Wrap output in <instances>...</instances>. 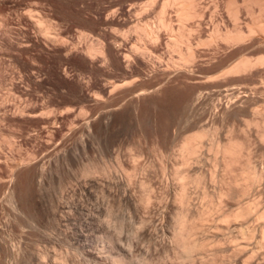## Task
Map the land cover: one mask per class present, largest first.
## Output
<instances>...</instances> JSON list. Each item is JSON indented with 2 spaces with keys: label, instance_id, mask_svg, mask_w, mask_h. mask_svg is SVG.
<instances>
[{
  "label": "rangeland",
  "instance_id": "obj_1",
  "mask_svg": "<svg viewBox=\"0 0 264 264\" xmlns=\"http://www.w3.org/2000/svg\"><path fill=\"white\" fill-rule=\"evenodd\" d=\"M154 1L155 3L148 7V10H142V3ZM165 1L170 0H69L70 8L73 7L71 8L73 11L81 10L83 14L82 19L70 18L66 24L64 23L65 26L63 24L61 27V31L64 29L66 40H69V48L74 52L69 54L71 56L68 57L66 64L61 66L62 70L69 71L71 82L79 80L87 83V79L89 81L96 79L103 84L107 77L115 78L119 82L134 80L135 69L129 68L127 71L117 69L108 61L105 64L103 58H98L99 60L96 59L93 63V59L86 54V48L91 44L99 48H105L106 44L108 48L110 43L111 46L114 43L120 46L118 41L122 40L129 42L131 40L133 43L130 42L131 47L137 43L138 36L141 35L138 28L148 24L149 27L151 26L150 29L156 30L157 34L160 33L158 36H161L159 42L157 41L158 44L151 38L143 37L145 38L142 42L145 43L143 46L148 47L155 55L163 57V62L160 61L162 59L154 58L153 61H149L155 66L146 61L141 70L146 71H143L144 75H148L145 76V83L148 86L160 82L164 85L165 82L164 88L159 93L149 94L143 98L142 115L139 117L132 106L118 109L113 116L111 129L108 131L103 129L100 133L101 142L94 143L95 141L91 140L86 149L82 145L83 125L89 115H95L101 107L71 96L68 90H63L62 93L57 91L54 82L48 80L49 68L43 62L39 50L27 53L9 50L5 41L17 42L15 38L22 39L19 29L24 26H20L12 9L19 7L20 9L17 10L20 12L23 6L0 11V19H2L0 21L2 71H0L5 78L3 80L2 76L0 77V264H115L114 258L117 252L112 248L111 237L117 235L118 232L115 231L117 229L114 228L120 223L124 224V233H119L121 236L118 234L121 241H117L116 246L124 247L125 249L122 248L124 254L130 251L126 255L131 253L132 264H140L139 261L144 259L146 263L181 264L173 252L172 256L166 252L169 255L167 258L165 251H162L161 244L165 238L170 240L169 235L162 236V233H158L154 239L148 237L129 239L134 228L142 227V221L147 214L144 212L137 214L134 210L130 212L125 205L126 210L123 205L116 203L117 198L125 194L124 189V191L120 189L111 192L100 186L102 183L95 177H92L93 181L90 177L85 178L83 171L90 164L101 166L106 164L112 169H118V159L133 166L145 164L151 169L150 173L156 176L154 177L157 178L158 187L161 193H164L167 185L165 181L167 183V179L170 178L172 182L174 177L167 174H171V171H168L167 175L162 171L164 160L161 159H166L167 154L164 152L168 148L173 149L175 152H171L174 154L178 151V146L173 144L174 148L171 141L168 142L170 140L168 138L175 136L186 138L200 131L202 127L211 132L210 142L213 140L211 134L216 135L217 140L214 141L220 139L225 141L226 137L231 138L232 134L233 138L244 140L243 138L249 136L245 137V135L251 130V137H254L251 149L257 153V156L254 154L252 157L255 156L253 157L256 161L255 165L259 163V168L264 170V143L260 142L258 137L264 129V63H259V67L255 66L257 59L264 57V35L259 32L251 33L249 27L255 21L264 20V0H195L198 16L187 21L183 28L177 8L169 7L165 19L172 24L175 34H178L182 28V32L193 45L195 56L188 64L181 63L179 53L176 52L181 49L187 53L186 45H182L179 50L170 48L171 33L160 24L159 14ZM234 11L237 12L236 15ZM11 15L16 18L12 19ZM6 18L11 20L8 21ZM4 21H8L10 25L8 26ZM156 27H159V30ZM236 30L244 31L246 34L244 41L231 42L224 38L225 34ZM30 32L33 36L37 35L36 30L32 29ZM75 46L77 49L78 46L81 47L79 51L86 47L85 52L82 50V53L78 52ZM119 46L115 50L118 51ZM74 55L78 57L75 58ZM89 58L90 63L87 61ZM241 58L252 60L254 69L240 75H232L228 70ZM171 59L178 60L180 64L172 66ZM56 64L59 65L60 60H55L52 65L54 69L58 67ZM169 64L172 67H169ZM163 73L165 76L168 75L165 77ZM83 78L86 82L82 81ZM42 79L44 82L41 81ZM12 83L18 86L15 90L10 88ZM21 100L24 104H20ZM24 101L28 106L39 104L41 108H47L46 104L49 103L50 110L57 119V123L50 126V131L45 130L44 124L39 122L42 119H24L15 114L16 103L27 106ZM95 119L98 123V116ZM246 120L251 122L253 120L254 126ZM256 123H259L260 129L255 127ZM195 124H198L197 127H194ZM248 125H252L254 129L249 127V132L244 134L246 129L248 131ZM241 126L247 128H243V131ZM165 146L169 147L165 148ZM202 150L207 159L203 156L205 159L199 166L209 170L210 165H213L211 160L215 162V154L213 151L207 152V147ZM174 158L176 159L174 156L172 160L170 159L172 163H175ZM220 165L217 167L219 178L223 174ZM39 170L43 171L44 176ZM119 172L118 175H121ZM115 175L118 176L117 173ZM139 177L141 179L144 175L141 171H136L134 180L135 178L139 180ZM172 183L171 185L176 187V182ZM212 186L211 183L208 184L210 191L215 187ZM193 187L191 201L193 206H198L202 203L200 202L202 195ZM129 188L126 187L127 190L131 189ZM136 190L140 191L137 188ZM263 190L264 183L259 188V192L262 191L264 196ZM14 193L15 195H12ZM9 194L14 197V201L10 199L13 197ZM263 196L260 198L263 199ZM167 198L161 201V207L169 200ZM163 208L153 215L158 225L164 222L163 212L166 208L165 210ZM110 210L112 213L109 212ZM208 234L211 233L208 232L206 235ZM202 261L197 264H201ZM204 262L202 264H208Z\"/></svg>",
  "mask_w": 264,
  "mask_h": 264
},
{
  "label": "bare ground",
  "instance_id": "obj_2",
  "mask_svg": "<svg viewBox=\"0 0 264 264\" xmlns=\"http://www.w3.org/2000/svg\"><path fill=\"white\" fill-rule=\"evenodd\" d=\"M154 3L155 1L150 2V3L147 2V4L142 3L143 4L142 10H145V9L148 10L149 9L148 7L152 6ZM21 5L23 6V8L21 7L23 10L19 12L18 10L20 8L18 6H21ZM70 5L71 4L69 0H19V1L18 0L17 1L16 0H0V11L4 12V11H7L11 7H14V8L18 7L19 8V9L17 8L18 10L12 9V11H15L14 13L17 17V21L19 22L20 26L24 25L22 26L23 28L19 29V34H20V37H22V39L15 38L16 40H18L17 42L13 40L5 41V45L8 46L9 50L11 49V50H16L18 52H25V53H27L28 51H32V50H39V53L42 56L43 62L49 68L47 71L48 80L49 82L50 81L54 82L57 91L62 93L63 90H68L71 96L81 101H84L86 103H95L101 107L100 111H99L100 108H98L99 113L97 111L98 114L95 112L97 115L96 114L89 115L90 117L87 118L86 123H84L83 125L82 145L86 149L87 147H89L88 145H89V142L91 143V140H94L95 141L94 143H96V141L101 142L102 136L100 137L101 135L100 133L102 132L103 129L107 131L111 129L110 127L113 126L112 125L113 116L118 109L132 106L134 109V112L139 117L142 115L143 109L141 107V102L143 98H145V96L149 94L159 93L164 88L163 86L165 85V82H164V85H163V82H160V83H157V84L154 83V85L148 86V84L145 83L146 81L145 79L148 75L147 76L144 75L143 73L144 70L143 71L141 70L143 64H146L145 63L146 61H149V60L153 61L154 58H156L157 60H160L163 58V57L161 58L155 55V53L151 51L150 49H148V47H144L145 43H142V42L145 40L146 37L151 38L152 40H155L157 42L159 40V37L161 36H158L160 33L158 32L159 34H157L156 30L153 31L152 29H150L151 26L149 27V24L143 27L140 25L141 27H139L138 29L141 35H139L140 37L137 35L138 36L137 43L131 46L132 48L130 47V42L132 43L130 39H129L130 42L127 40L118 41L120 46L119 45L116 46L115 45L116 43H114L113 46H116V47L119 46L118 51L115 50L116 47L111 46L112 45L111 43H110L111 45L110 44L108 45V48H106V45H107L106 43H105L106 45H104L105 48H99L98 46L93 45V44L89 45L87 48L85 47L86 52H87L86 54L88 57L93 59L92 60L93 63H95L94 61H96V59L99 60L98 58H103L104 61H106L105 64H107V61H108L117 69L126 70V71L129 68L133 70L135 69L136 76L133 77L134 80H131V81L124 80L125 82L124 81L119 82L115 78L107 77L104 80L103 84H100L99 83L100 81H97L96 79L95 80L90 79V81L89 79H87L88 81L87 83L79 82V80L78 82H73V80L71 82L70 81L71 76L68 75L69 71L62 70L61 66L63 64H66L68 57L71 56V55L69 56V54L73 51H71V48H69V45H68L69 40L68 41L66 40L67 37L65 36V33H63L64 29L63 31H61L62 29L61 27L64 23L66 24V22L69 21L70 18H74L76 20L82 19L81 15L83 16V14L81 13V10L73 11L71 9L73 7L70 8ZM75 5H76V2H75ZM169 7L177 8L178 18H179L180 23H182L181 27L183 28L184 24L187 21H189L192 18L194 19L198 16L196 1L195 0H170L167 2L165 1L162 4L161 12L159 14L161 26L166 28L171 33L170 34L171 42H170L169 47L170 48L173 47V50H175L174 48L179 50L182 45H186L185 47H187L186 49H188L187 53L186 52L184 53L183 50L181 49L179 50V52L176 50V52L179 53L178 55L179 61L181 63L184 62V64H188L190 60L193 59L195 56V53L193 52V48H192L193 45H191L190 40H188L189 38L186 37V34L182 32V28L179 27L181 29L180 30L181 32L178 31V34L176 33L177 34L176 35L174 33L175 30L173 29L172 24L169 23L165 19V15ZM70 9L72 11H70ZM77 9H79V7H77ZM142 10L141 12H143ZM234 12H233L234 15H236L237 12L236 11ZM11 13H9V16ZM12 15H11L12 19L16 18V17H12ZM1 20L2 19H0V21ZM8 21L6 22L4 21V22L9 26L10 23H8ZM263 21H260V20L259 22L255 21L254 23H252L251 26L249 25L251 33L259 32L262 35H264V22ZM156 28L157 30H159L158 29L159 27H156ZM32 29L37 31L36 36H33L31 34L30 30ZM183 30H185V28ZM142 33H143V36H142ZM245 36L246 34H244V31L236 30L233 33L229 32L225 34L224 38L231 42L232 41L238 42L241 40L244 41ZM120 42L121 43L123 42V43L121 44ZM83 46L81 45V47ZM75 48L77 49L76 46ZM80 48L78 46V49H77L78 52L80 53H82V51L85 52L84 50L85 48H83V50L81 49L82 51L81 50L79 51ZM90 58L88 60L86 59L89 63H90L89 61ZM57 59L60 60V64L59 65L56 64L58 65V67L56 66L57 68L54 69L52 65ZM100 61H102V59ZM160 61L163 62V59ZM160 61H159V64H160ZM179 61L175 59L173 60V62L171 63L169 62V63L172 64V66H177V64H180ZM256 62L257 63L255 64V66L257 65L259 67L260 66L258 65L259 63L260 64L264 63V57L261 56L260 58L257 59ZM148 63H147V66H148ZM152 64L154 65V63ZM172 66L170 65L169 67H172ZM255 66L253 65L252 60L250 61V59L241 58L239 59V62L234 64V66L231 67V69H229L228 71L232 73V75H236V74L240 75V73H245V72L252 70V68ZM42 68H41V72H42ZM87 68L88 67H86V69ZM95 69H97V67ZM1 71H0V77L2 76ZM164 73H163V76H165ZM38 76L40 77V75ZM90 77H94V76H90ZM4 79L5 78H3V80ZM43 79H45V77ZM43 79L41 81H43ZM84 80L85 79L83 78L82 81ZM30 81L33 82V80H30ZM35 82L34 84L37 83ZM84 82H86V80ZM13 83H16V82H13ZM13 83L11 84L12 87L10 88H13L15 90L16 87L18 86ZM37 85H39V83ZM13 96H14V93H13ZM29 101L30 99L28 100V102ZM21 103H23V101L20 102V104ZM17 104L19 103H16L15 105L17 106V108L15 107L16 112L14 110L15 114H17L18 116L24 119L25 118H28V119L31 118V119H36V120L42 119L43 121L39 120V122L41 121L44 124L43 127L45 126L44 129L47 131H50V126L52 127L53 124L57 123V119L54 118V114H53L54 112L50 110L49 103L46 104L48 105L47 108H44V107L41 108L38 106L39 104L38 105L31 104L28 106L27 102L25 104L27 106H23V105L21 106L20 104L19 105ZM96 116H98L99 118L98 123H96V119H95ZM248 122H251V120H249ZM254 122H257V121L254 120ZM247 123H246V126H247ZM251 123L253 125V120ZM197 125L198 124H195L194 127H197ZM252 125L250 126L248 125V131L246 129L247 127L241 126L242 130L243 128L246 129L244 134L249 132L250 128L252 129V127L254 126ZM258 125L259 123L258 124L256 123L255 127L256 128L259 127ZM200 129H201L200 131H197L187 136L186 138L183 135L182 136L184 138L176 137V136L168 138L170 139L168 140V142L171 141L172 145L174 144L178 146L177 148L178 151H176L177 153L174 154L172 153V152H175L173 151V149H169L168 148L169 146L167 147L165 146V148H168V149L167 150L164 149V151L166 150V152L164 153L167 154L165 155L166 159L164 158L161 159V160H164L163 165H162L163 166L162 171L165 174L168 171L172 172L171 174L169 173L167 174L174 177L172 179L173 181L176 182V187H173L174 185L173 186L171 185L173 181L171 182L169 178L167 179V183L165 181V184L167 185L165 186L164 193L163 192L161 193L160 188L158 187L157 178L155 179L156 176L154 175L155 176L154 177L153 173L152 174L150 173L151 169L146 167L145 164L140 165V166H136V165L133 166L129 164L128 162L127 163L122 162L119 159L117 162L118 169H114V168L112 169L111 166H108L106 164L105 165L103 164V166L97 165V164L96 165L90 164L83 171V176L85 178L90 177V179L92 177H95L96 180L102 183V185L100 186L109 189V191L111 192L112 190H115V191H118L120 189H122V191L125 190L126 191L125 194L124 193L122 194L123 197L120 195V197L117 198L116 203L123 205V207L125 205V207L128 210H130V212L131 210H134L137 214H140L143 212L147 214V217L144 218V220L142 221L141 228L133 227L134 229L132 230V237L130 236L129 239L133 238L134 240L136 238H141V237L143 238L148 237V238L154 239V237L157 236L158 233H162V236L169 235L170 240L168 241L165 238L168 242L165 241L164 239V242L161 244L163 248L162 251L164 250L165 253L166 252L168 254L170 253L171 254L170 256H172V252H173L176 255V257L181 261V264H197L201 260L208 262V264L209 263L216 264L218 262H220V264L222 263L223 264H264V202L262 201L264 200V196H263L262 191L259 192V188H261V184L264 183L263 182L264 181V170L259 168V163L258 165H255L256 161L253 160V157L255 156L252 157V155L254 154L257 156V153H255L251 149V144H252L251 142L254 141L252 140V138L254 137H251V130H250V133H247L245 135V137L247 135L249 136H247L246 138H243L244 140L240 138L238 139L237 137L233 138V134H232L231 138L229 137L227 139L226 137L225 141H221V139L218 141H214V139L217 140L216 135L214 136V134H211L213 140L211 139L212 141L210 142L209 136L211 132L210 131L208 132L207 130L202 129V127ZM262 130L260 134L259 132H257V134H259L258 137L260 138L259 139L260 142L264 143V129ZM165 139H166V136H165ZM206 140H208L207 141L208 143L206 142ZM100 142L98 143L100 144ZM91 145L93 144H90V146ZM205 147H207V150H208L207 152L213 151V154H215L214 157H216L215 162L211 160L212 161L211 164L213 165H210L211 168L209 170H204L201 168V166H199L200 162L203 159H205L203 156H205L206 154L203 155V150H202ZM254 150L256 149L254 148ZM119 156L120 155H118V157ZM173 156L176 157V159L174 158L175 163H172L171 161L172 160L171 158H173ZM213 158H210V159H213ZM218 159L220 161H218ZM126 160L124 159V161ZM218 165H220L219 167L222 166L221 171L223 174L219 173V175L222 174V176H220L221 178L217 177ZM158 166L160 167V165ZM151 167L153 166L151 165ZM119 171L121 172V175H118ZM136 171L137 172L141 171L144 177L141 179L139 177V180H136L135 178L134 180V175ZM42 172L40 171L39 173H42ZM116 173L118 176L115 175ZM166 175L164 176L166 177ZM41 176L40 178H42L44 175L42 177ZM218 178L219 180H217ZM93 180L94 179L92 178V181ZM209 183L213 185L212 188L215 186L212 191H210L208 188ZM129 186L130 188L131 187L132 188L130 189ZM126 187H128L130 190H127ZM162 187L164 188V186ZM192 187L198 189L199 190L198 192L199 193L201 192L200 194L202 195V197L200 195L202 199V201L200 202L202 203L201 204L199 203L200 205L198 206H193V203L191 201L192 199L191 190L193 191V189H191ZM136 188L139 189L140 191L136 190ZM12 195H15V193ZM12 195H10V197H13ZM260 195L263 196V199L260 198L262 197ZM165 197L166 198L168 197L169 200L164 204V206L162 205L161 207L160 206L161 201L165 200L166 199ZM10 199L14 201V197ZM162 208L164 210L166 208L165 212H163V214L165 213L164 216L162 215L164 217L163 219L164 222L162 225L160 224L158 225L156 224V220H154L155 217L153 218V215L155 212H157L158 210ZM109 212L112 213L111 210ZM120 224L118 225V227L119 226L121 227L114 228V230L117 229L115 230L116 232H118L117 235L124 231V224L123 225L122 224L120 225ZM206 232L207 233L210 232L211 234L206 235L207 234ZM112 235L114 236V234ZM117 235L115 237H111L112 238L111 242L113 244L112 248L117 252V254L115 253L117 256L116 258H114L115 264H132V258L130 256L131 253L129 255H126L130 251L124 254L125 252L123 249L125 248L122 247L123 248L122 249L121 245L116 246V242L121 241L119 238V235L121 236V234L118 235V239H117ZM167 253H166V256L167 258H169L168 257L169 255H167ZM134 258H136V256H134ZM173 259L175 258L173 257ZM136 263L138 262L136 261ZM139 263L140 264H154L153 262L146 263L145 259L140 260Z\"/></svg>",
  "mask_w": 264,
  "mask_h": 264
}]
</instances>
